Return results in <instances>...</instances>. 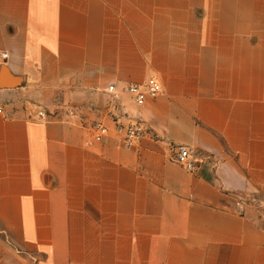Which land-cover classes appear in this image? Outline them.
I'll list each match as a JSON object with an SVG mask.
<instances>
[{
  "label": "crops",
  "instance_id": "obj_1",
  "mask_svg": "<svg viewBox=\"0 0 264 264\" xmlns=\"http://www.w3.org/2000/svg\"><path fill=\"white\" fill-rule=\"evenodd\" d=\"M0 107V264H264V0H0Z\"/></svg>",
  "mask_w": 264,
  "mask_h": 264
},
{
  "label": "built area",
  "instance_id": "obj_2",
  "mask_svg": "<svg viewBox=\"0 0 264 264\" xmlns=\"http://www.w3.org/2000/svg\"><path fill=\"white\" fill-rule=\"evenodd\" d=\"M108 91L114 92L115 87L113 84L108 85ZM161 89L159 81L153 77L148 78L145 86L130 85L128 87L129 93L132 95L133 100L137 104H142L145 101L147 94L156 93ZM1 111V107H0ZM39 115L46 117L45 111H39ZM93 137L95 140L100 141L107 137L110 132L114 131L117 134L120 144L124 148L133 147L139 138L145 132V127L140 119H137L128 124H121L115 120L114 125L109 126L103 122L97 121L92 125ZM175 161L184 167L187 171H193L195 165L190 159L189 150L185 146H179L177 154L174 157ZM240 200L236 201V204L240 206Z\"/></svg>",
  "mask_w": 264,
  "mask_h": 264
}]
</instances>
